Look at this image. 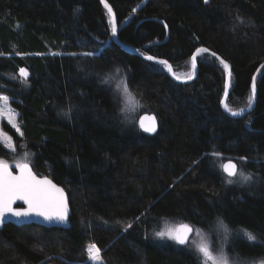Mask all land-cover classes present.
<instances>
[{
    "label": "trees",
    "instance_id": "trees-1",
    "mask_svg": "<svg viewBox=\"0 0 264 264\" xmlns=\"http://www.w3.org/2000/svg\"><path fill=\"white\" fill-rule=\"evenodd\" d=\"M106 1L118 41L165 59L178 78L196 49L219 55L231 71L227 107L247 108L264 63V0ZM196 61L193 80L177 82L165 65L124 51L99 0H0V93L18 114L14 141L69 200L66 228L4 222L0 264H92V244L102 264H200L152 231L218 218L236 233L230 254L244 264L264 258V67L253 108L235 117L221 107L225 67L206 52ZM116 73L141 114L156 116L155 134L123 116L104 83ZM7 154L0 143V158ZM219 158L251 179L226 184Z\"/></svg>",
    "mask_w": 264,
    "mask_h": 264
},
{
    "label": "snow or ice",
    "instance_id": "snow-or-ice-1",
    "mask_svg": "<svg viewBox=\"0 0 264 264\" xmlns=\"http://www.w3.org/2000/svg\"><path fill=\"white\" fill-rule=\"evenodd\" d=\"M107 6V5H106ZM111 13V9L109 8ZM117 26L115 20H112V33L116 34ZM200 51H207L206 49H198ZM86 55H92L91 53H86ZM215 55V53H213ZM147 59L152 60L153 57L149 56ZM195 56H193V68H195ZM159 63L167 65L166 61H160ZM221 63H224L221 61ZM169 70L171 71L170 66ZM225 69H229L227 63H224ZM261 67H264L262 65ZM117 71H119L117 69ZM20 75L24 78H27V72L25 69H20ZM189 79L191 77H188ZM228 82L225 84L226 94L227 88L230 85L231 81V71L228 70ZM104 83H108L107 80ZM123 94L131 100V93L127 87V82L122 80L117 86ZM256 85L255 81L252 84V95L249 97L247 108L250 110L252 103L255 97ZM0 101L3 102V106H0V116L4 115V108L8 104V97L0 96ZM227 111L230 112L233 116L243 115L244 109H241L239 112L232 111L230 108L225 105ZM123 111V109H121ZM145 120H150L149 124H145ZM9 123L16 128V131L19 132V126L14 122V120L9 117ZM140 127L145 132H155L156 124L155 118L142 117L140 118ZM22 135V133H21ZM2 136V134H0ZM10 137L2 136L0 138V143L10 144ZM214 155H219L214 153ZM16 167L19 169L18 175H13L8 163L4 160H0V224L3 223L5 217L11 216L16 217L17 219L29 218L33 215L43 217L48 221H59L64 222L67 219V203L64 198L63 189L58 188L51 180L47 178H38L36 174L33 173L31 167L28 163L18 162ZM223 172L226 173L227 177L235 178L237 176L241 177L243 181H248L251 179L250 175H244L242 171L237 169V165L229 160L227 163L221 165ZM229 184L235 182L234 179H229L227 181ZM16 201H23L27 205V208H13L12 205ZM131 225H129L130 227ZM217 227L224 233L225 238L231 234V229L223 220L217 219ZM194 229L187 225L182 224L179 228L175 230L161 231L155 233L160 239H170L174 240L176 243L185 245L188 242L189 233L193 232ZM196 234L200 235V230L196 229ZM244 235L249 241H255L256 237L247 230H244ZM195 251L197 254L202 257L203 264H229V258L226 253L223 252V249L219 251V254H214L211 249V246L204 241L202 238L200 243L196 244ZM100 249L96 247L95 244L89 245L88 254L89 259L92 261L99 260Z\"/></svg>",
    "mask_w": 264,
    "mask_h": 264
},
{
    "label": "rangeland",
    "instance_id": "rangeland-1",
    "mask_svg": "<svg viewBox=\"0 0 264 264\" xmlns=\"http://www.w3.org/2000/svg\"><path fill=\"white\" fill-rule=\"evenodd\" d=\"M26 72H27V70H26ZM192 72H193V63L191 60V69L188 71H185V77L180 78V79H186V78L190 77ZM27 74H28V72H27ZM18 75L21 78L25 79L24 77H22L20 75V69L18 71ZM118 76L119 75L117 73L113 74L111 77H109L108 82L112 85V89H113L114 95L116 97L119 109H120V111H121V109H123V111H121V112L128 122L137 120L139 118L141 112H142V106L130 90H129V92L131 93L132 99L128 100V98L123 94V92L120 89H118L117 86L122 81V79L118 78ZM0 96H6V95L0 93ZM0 106H3L2 101H0ZM9 117H11L14 120V122L16 124H18V126H19L18 119H17L18 114L11 107L10 98H8V104L4 108V115L0 116V134H2V136H7V137L11 138V140H10L11 146H9V144H7V143H1L2 146L4 147V149L8 152V154H7L6 158L1 157L0 160L6 161L9 165V167L12 169H17L16 164L18 162L28 163V164L32 165V162L34 159V153L30 150H24L22 148H20V149L18 148L17 144L14 141L15 136L13 134L20 136V131L17 132L16 128L13 127L12 124L9 123ZM2 136H0V138H2ZM225 160H226V158L225 159L219 158V167L221 169H222L221 165L224 163ZM244 175L247 176L248 174H244ZM225 177H226V179H225L226 184H229L227 181L230 179V177H227V176H225ZM244 182L245 181H243L242 178L238 176V178L232 184H238L239 185V184H242ZM8 220H10V216L5 217L3 223L8 221ZM2 224H0V226ZM180 224H184V223L183 222L163 221L158 230L152 231L151 236L153 238H155L157 241L170 242L171 244L174 243L176 246H180V247L186 249L187 252L193 254L196 257V259L199 261L200 264H203V259L195 251V246H196V244L200 243L201 239L203 238L204 241L211 246V249L214 252V254H219V251L221 249H223V252L226 253L228 258H229V264H244V262L242 260H240L238 257H236L234 254L232 255L229 253V245H230L232 239L234 238V236L236 235V233L231 231V234L228 235L227 238H225L224 233L218 229L217 223H214L213 225H210L207 228H202V227L191 225L192 228L194 229V231L191 233L190 237L188 238L187 244L184 246L176 243L174 240H170L167 238L160 239L159 237H157L155 235V233H157V232H161V231L166 232L168 230H175L178 228V226ZM188 225H190V224H188ZM196 229L200 230V235L196 234V231H195ZM87 252H88V250H87ZM99 257L100 258L97 261H92L90 259L89 260L91 261L92 264H102V258L100 256V253H99ZM247 262H248V264H264V258L257 260V261L250 260Z\"/></svg>",
    "mask_w": 264,
    "mask_h": 264
},
{
    "label": "water",
    "instance_id": "water-1",
    "mask_svg": "<svg viewBox=\"0 0 264 264\" xmlns=\"http://www.w3.org/2000/svg\"><path fill=\"white\" fill-rule=\"evenodd\" d=\"M99 1H100V2H101V3L107 8L108 12H109V8L111 9V13L109 12L110 19H111V37H112V40H113L115 43H117V44L121 47V49H123V50L126 51V52H129V53L135 54V55H137V56H140L141 58H143V59H145V60H148V61H150V62H152V63L158 64V65H165V64H161V63H159L160 61H166L165 59L153 57L152 60H149V59H147V57H149V56L144 55V54L138 52L137 50H135V49H133V48H131V47L125 45V44L120 43V42L118 41V39H117V35H118V22H117V19H116V17H115V14H114L112 8L109 6V4L107 3L106 0H99ZM106 5H107V6H106ZM113 19L115 20V23H116V26H117V31H116V34H115V35H113V33H112V20H113ZM166 38H167V37H166ZM149 44H150V45H151V44H155V42H151V43H149ZM198 49H206L207 51H200V52H198V51H197ZM198 49H196V50L194 51V53L192 54V56H191L192 63H193V56H195V58H196V57H197L200 53H202V52H206V53H209L210 55L214 56V57H215L220 63H221V61H223L224 63H227V62H226L224 59H222L219 55H217L216 53H215V55H213V52L209 51V50H208L207 48H205V47H200V48H198ZM151 57H152V56H151ZM166 62H167V61H166ZM224 63H221V64L224 66ZM227 64H228V63H227ZM262 65H264V63H262V64L257 68V70L254 72V74H253V76H252V82H251V94H252V84H253V81H256L257 74L259 73L260 69L262 68V67H261ZM165 66H166V68H167V71H168L169 75L172 77V79H174V80L177 81V82H189V81L193 80V78L196 76V73H197V61H196V59H195V68H193V72H192V74H191V76H190V77H191L190 79H189V78H186V79H180V78L176 77V76L174 75V72H173V69H172L171 65H170L168 62H167V65H165ZM168 66H170L171 71L169 70V67H168ZM228 66H229V64H228ZM229 69H230V67H229ZM229 69H225V70H226V73H225L226 75H225V81H224V93H223V97H222V100H221V107H222V109H223L227 114L231 115L230 112L227 111L226 108H225V105H226V99H227V94H228V92H229V87H228V88H227V94H226L225 84H226V82H228V79H229V78H228V70H229ZM255 102H256V91H255V97H254V100H253V103H252V107H251V109L253 108ZM251 109H250V110H251ZM244 110H245V111H244L243 114H245V113H247V112L250 111L248 108H246V109H244ZM231 116H233V115H231ZM240 116H241V115H240ZM142 117H148V118H152V117H154V118H155V124H156V131H155V132H151V133H149V132H145V131H143V129L140 127V118H142ZM235 117H236V116H235ZM150 122H151L150 120H145V124H146V125L149 124ZM137 124H138V128H139L140 132L143 133L144 135H147V136H151V135L155 134V133L157 132V130H158V120H157L156 116H155L153 113H142V114L139 116V118H138ZM229 160H231L233 163L236 164V162L233 161L232 159H228V160L224 161V163H227ZM224 163H223V164H224ZM236 165H237V164H236ZM29 166H30V165H29ZM30 167H31V166H30ZM31 169H32V167H31ZM237 169H238V167H237ZM10 170L12 171L13 175H18V174H19V169H18V168H17V169H12V168H10ZM222 170H223V169H222ZM32 171H33V169H32ZM33 173L36 174L34 171H33ZM224 174L226 175V173H224ZM36 176H37L38 178H41V179H43V178H47V179L51 180V179H50L49 177H47V176H42V175H38V174H36ZM226 176H227V175H226ZM51 181H52V180H51ZM52 183L55 184L58 188L63 189L62 186L56 184L55 182L52 181ZM63 193H64L65 201H66V203H67V219H66L64 222H59V221H55V220H53V221H48V220H45L43 217H39V216H35V215H33V216L29 217V218H21V219H17L16 217H11V216H10V221H11L12 223H14V224H17V225L36 224V225L43 226V227H48V228H50V227L66 228V227H67L68 216H69V200H68V195H67V193H66V191H65L64 189H63ZM12 207H13V208H27V205L24 204L23 201H16V202L12 205ZM180 225H182V224H180ZM180 225H179V226H180ZM187 225H188V224H187ZM179 226H178V228H179ZM189 226H191V225H189ZM191 227H192V226H191ZM191 233H192V232H191ZM191 233H189V237H190ZM189 237H188V238H189ZM185 245H186V244H185ZM183 246H184V245H183Z\"/></svg>",
    "mask_w": 264,
    "mask_h": 264
},
{
    "label": "bare ground",
    "instance_id": "bare-ground-1",
    "mask_svg": "<svg viewBox=\"0 0 264 264\" xmlns=\"http://www.w3.org/2000/svg\"><path fill=\"white\" fill-rule=\"evenodd\" d=\"M226 161V160H225Z\"/></svg>",
    "mask_w": 264,
    "mask_h": 264
}]
</instances>
